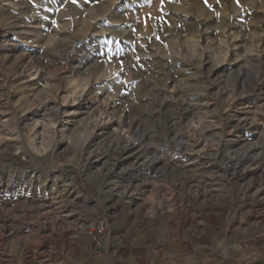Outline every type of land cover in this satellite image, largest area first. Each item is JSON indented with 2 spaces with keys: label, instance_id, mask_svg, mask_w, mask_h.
<instances>
[{
  "label": "rangeland",
  "instance_id": "rangeland-1",
  "mask_svg": "<svg viewBox=\"0 0 264 264\" xmlns=\"http://www.w3.org/2000/svg\"><path fill=\"white\" fill-rule=\"evenodd\" d=\"M125 1L0 0V264H264V13Z\"/></svg>",
  "mask_w": 264,
  "mask_h": 264
},
{
  "label": "crops",
  "instance_id": "crops-1",
  "mask_svg": "<svg viewBox=\"0 0 264 264\" xmlns=\"http://www.w3.org/2000/svg\"><path fill=\"white\" fill-rule=\"evenodd\" d=\"M125 6L131 24H162L176 44L183 36L177 24H254L264 13V0H126ZM145 258L131 253L122 262L143 264ZM163 261L155 257L153 262Z\"/></svg>",
  "mask_w": 264,
  "mask_h": 264
},
{
  "label": "built area",
  "instance_id": "built-area-1",
  "mask_svg": "<svg viewBox=\"0 0 264 264\" xmlns=\"http://www.w3.org/2000/svg\"><path fill=\"white\" fill-rule=\"evenodd\" d=\"M92 237L94 236L95 240L100 238L104 233V222H100L94 231L90 230Z\"/></svg>",
  "mask_w": 264,
  "mask_h": 264
}]
</instances>
